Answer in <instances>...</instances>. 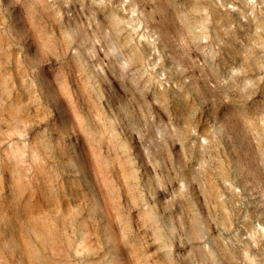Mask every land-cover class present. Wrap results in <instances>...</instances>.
Returning <instances> with one entry per match:
<instances>
[{
  "label": "rangeland",
  "instance_id": "obj_1",
  "mask_svg": "<svg viewBox=\"0 0 264 264\" xmlns=\"http://www.w3.org/2000/svg\"><path fill=\"white\" fill-rule=\"evenodd\" d=\"M0 264H264V0H0Z\"/></svg>",
  "mask_w": 264,
  "mask_h": 264
},
{
  "label": "bare ground",
  "instance_id": "obj_2",
  "mask_svg": "<svg viewBox=\"0 0 264 264\" xmlns=\"http://www.w3.org/2000/svg\"><path fill=\"white\" fill-rule=\"evenodd\" d=\"M191 25V24H188V26Z\"/></svg>",
  "mask_w": 264,
  "mask_h": 264
}]
</instances>
